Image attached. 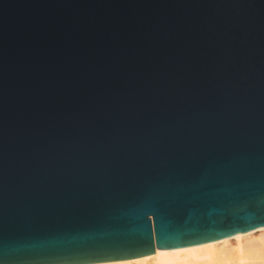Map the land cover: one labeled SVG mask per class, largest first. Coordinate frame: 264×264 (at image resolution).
<instances>
[{
  "label": "water",
  "instance_id": "obj_1",
  "mask_svg": "<svg viewBox=\"0 0 264 264\" xmlns=\"http://www.w3.org/2000/svg\"><path fill=\"white\" fill-rule=\"evenodd\" d=\"M259 226L264 0H0V260Z\"/></svg>",
  "mask_w": 264,
  "mask_h": 264
},
{
  "label": "clouds",
  "instance_id": "obj_2",
  "mask_svg": "<svg viewBox=\"0 0 264 264\" xmlns=\"http://www.w3.org/2000/svg\"><path fill=\"white\" fill-rule=\"evenodd\" d=\"M222 245H232L231 255L220 259L202 260L198 264H264V227L256 232L234 234L229 238L218 240L209 247L219 248ZM177 253H159L151 259H131L111 262V264H183L182 261L174 259ZM0 264L6 261L0 260ZM197 264V262H188Z\"/></svg>",
  "mask_w": 264,
  "mask_h": 264
},
{
  "label": "snow or ice",
  "instance_id": "obj_3",
  "mask_svg": "<svg viewBox=\"0 0 264 264\" xmlns=\"http://www.w3.org/2000/svg\"><path fill=\"white\" fill-rule=\"evenodd\" d=\"M255 231V230H254ZM216 240H206L204 242L182 241L170 235H160L159 245L153 249H149L145 254L126 253L123 251L105 253L94 257L96 264H111L113 261L131 260V259H151L159 253H177L174 259L180 260L183 264L188 262H198L202 260H214L223 258L217 256L213 251ZM153 243H156L155 239ZM179 243L182 246H175Z\"/></svg>",
  "mask_w": 264,
  "mask_h": 264
},
{
  "label": "bare ground",
  "instance_id": "obj_4",
  "mask_svg": "<svg viewBox=\"0 0 264 264\" xmlns=\"http://www.w3.org/2000/svg\"><path fill=\"white\" fill-rule=\"evenodd\" d=\"M261 227H264V226H259V227H255V228H251V229H248L246 231H243V232H240V233H236V234H243V233H247V232H256L258 231ZM255 230V231H254ZM234 235V234H232ZM232 235H228V236H224V237H220V238H217V239H213V240H221V239H226V238H229L231 237ZM232 245H222L221 247L219 248H215L213 251L215 252V254L217 256H226V255H231L232 253ZM120 261H123V260H120ZM115 262V261H113ZM86 264H96V262H92V263H86Z\"/></svg>",
  "mask_w": 264,
  "mask_h": 264
}]
</instances>
